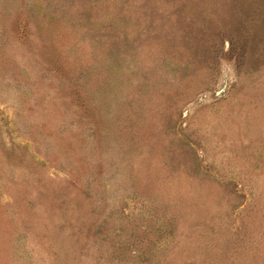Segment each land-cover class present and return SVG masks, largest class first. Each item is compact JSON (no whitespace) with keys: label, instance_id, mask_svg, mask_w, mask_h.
I'll list each match as a JSON object with an SVG mask.
<instances>
[{"label":"rangeland","instance_id":"obj_1","mask_svg":"<svg viewBox=\"0 0 264 264\" xmlns=\"http://www.w3.org/2000/svg\"><path fill=\"white\" fill-rule=\"evenodd\" d=\"M0 264H264V0H0Z\"/></svg>","mask_w":264,"mask_h":264}]
</instances>
